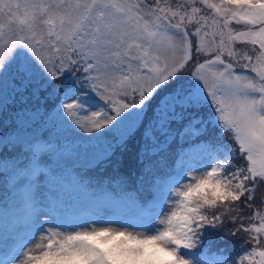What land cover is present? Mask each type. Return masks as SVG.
<instances>
[{
  "label": "snow or ice",
  "instance_id": "obj_1",
  "mask_svg": "<svg viewBox=\"0 0 264 264\" xmlns=\"http://www.w3.org/2000/svg\"><path fill=\"white\" fill-rule=\"evenodd\" d=\"M0 118V264H264V0H0Z\"/></svg>",
  "mask_w": 264,
  "mask_h": 264
},
{
  "label": "trees",
  "instance_id": "obj_2",
  "mask_svg": "<svg viewBox=\"0 0 264 264\" xmlns=\"http://www.w3.org/2000/svg\"><path fill=\"white\" fill-rule=\"evenodd\" d=\"M5 126L6 124H0V132H3V127ZM184 147L188 148L189 145L185 143ZM176 166L177 164L174 161L171 162L170 167H165L161 169L154 177L147 178L145 180L144 186L139 189V192L135 191V189L131 187L128 188L127 192L131 194L135 199H137L138 202L143 203L144 200L149 197V193L155 192V188L152 187V185H158L159 182L167 183L169 179L167 173ZM95 183L96 181L94 180L93 184ZM109 183L110 181L108 179H105L103 181V186L107 187ZM111 183L115 184L116 182L111 181ZM2 185L3 177H0V197L4 195ZM224 225H227L225 229L234 227V225L228 222L227 217H225ZM225 229L222 225L221 227L211 230L210 233L204 234L200 243H198L195 248L189 249L192 253H194L193 257L200 258L207 255L222 257L235 255L236 264H239V257L245 254L243 251H240L238 255L236 254L238 246L241 243V238L238 236H225ZM250 249L251 246H249L247 250L250 251ZM245 264H247V262H245Z\"/></svg>",
  "mask_w": 264,
  "mask_h": 264
},
{
  "label": "rangeland",
  "instance_id": "obj_3",
  "mask_svg": "<svg viewBox=\"0 0 264 264\" xmlns=\"http://www.w3.org/2000/svg\"><path fill=\"white\" fill-rule=\"evenodd\" d=\"M162 2H163V0H162ZM168 2H169L173 7H175V5H176V3L178 2V0H168ZM179 2H182V0H179ZM146 3H148L149 5H151V4L154 3V0H146ZM197 7H201V5H200V4H197ZM202 14H203V13H202ZM173 22H175V21H173ZM236 47L239 48L240 45L237 44ZM244 71L247 72L248 70H244ZM249 74H251V73H249ZM71 135H72L73 140H75L77 143H80V144H82V145H83L84 143H86L85 141L79 140V139L75 136V134H71ZM83 135H84V136H88V135H90V133H83ZM158 186H160L161 188H163V187L165 186V184H163V183L160 182V183H158ZM79 208H80V205L74 202V198H70V199L68 200L67 205H66L65 211H67L68 213H72V212L78 211ZM120 211H124V212H129V213H131V212L134 211V208L131 207V206L121 207V208H120ZM157 219L159 220V217H158ZM223 227H224V229H225V228L227 227V225H224V224H223ZM185 251H189V252H191L189 249H187V250H185ZM218 258H220V257H215V256H209V255H207L206 257H202V258H199V259H200L201 261H204L205 264H212V262H213L214 260H217ZM186 259H188V260H192V261H195L196 258H193L192 256H187ZM238 262H239V260H238Z\"/></svg>",
  "mask_w": 264,
  "mask_h": 264
}]
</instances>
